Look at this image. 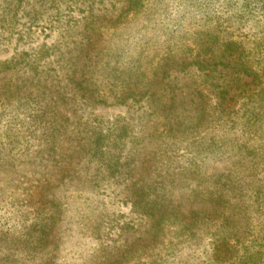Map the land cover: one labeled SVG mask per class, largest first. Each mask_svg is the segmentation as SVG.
Instances as JSON below:
<instances>
[{
  "label": "trees",
  "instance_id": "16d2710c",
  "mask_svg": "<svg viewBox=\"0 0 264 264\" xmlns=\"http://www.w3.org/2000/svg\"><path fill=\"white\" fill-rule=\"evenodd\" d=\"M57 1L51 2L55 8L62 4ZM101 1L66 2L81 6L82 16H67L71 40L65 49L43 45L34 55L22 52L0 62V78L9 77L0 107L14 112L8 121L6 110L0 112V174L21 172L31 181L16 191L34 199L37 239L62 217V192L121 187L149 223L143 232L112 224L106 236L96 227L100 240L117 235L103 240L107 264H161L165 249L187 256L163 264H264V26L255 40L198 36L194 46L181 54L166 50L151 65L141 46L133 52L135 63L119 69L99 39L113 25L104 19L116 23L122 14L109 18ZM122 1L125 18L147 11L145 0ZM243 3L246 11L256 5L264 16V0ZM174 67L197 71L189 93L167 80ZM214 71L221 82L213 89ZM180 92L192 97L194 115L180 112ZM82 99L145 100L152 110L138 132L123 117L92 125L68 109ZM19 113L25 118L18 119ZM21 241L30 252V239Z\"/></svg>",
  "mask_w": 264,
  "mask_h": 264
},
{
  "label": "rangeland",
  "instance_id": "374dc122",
  "mask_svg": "<svg viewBox=\"0 0 264 264\" xmlns=\"http://www.w3.org/2000/svg\"><path fill=\"white\" fill-rule=\"evenodd\" d=\"M52 1L0 0V62L10 60L22 52L34 55L43 45L55 44L65 49L64 45L70 44L71 38L64 29L65 20L70 15L74 16L72 19L82 16L78 12L82 7L74 4L69 8L66 7L69 0H58L57 2L62 4L55 8ZM145 2L147 11L139 16H134L131 12L126 18L122 0H102V4L98 5L107 10L109 18H117L122 14L116 23L110 22L108 18L104 19L105 24L113 25L107 26L109 29H102L104 34L99 39V44L104 46L106 51H111L112 66L117 65V68L123 69L122 66L135 63L133 52L141 46L145 47L148 55L144 62L151 65L161 59L166 50L175 49L173 52L181 54V49L192 46L198 36L217 33L222 38L239 39L249 35L251 40H255L260 36V30L264 26V16L255 8L256 5L246 11L244 0H145ZM131 15L130 22L128 19ZM56 19L63 20L56 23L54 21ZM182 36H185V39ZM178 48L180 49L177 50ZM168 69L170 74L167 80L170 79L184 87L182 93H189L193 82L198 79L197 71L191 67ZM213 74L211 82L214 89L219 86L221 75L217 71ZM245 79L251 81L250 77ZM8 80L9 77L0 78V91L4 89ZM253 87L256 88L254 82L248 85L251 90ZM182 93L179 95L180 112L194 115L195 106L190 102L192 97ZM212 102H215L213 94ZM68 109L73 112L72 116L78 114L82 117L81 122L86 121L92 125L101 120L127 118L137 132L145 127L146 117L152 110L151 105L145 100L139 102L129 100L126 104L115 102L96 104L83 99L69 103ZM2 110H6L4 120H11L14 115L13 109L1 106L0 112ZM17 116L18 119L25 118L23 113ZM0 164L2 170L4 165L1 162ZM29 183L31 181L21 172L17 176L0 174V264H107L105 260L108 255L104 251L107 243L103 240L109 243L113 238H117V235L113 236L111 241L107 238L100 240L96 237V227L106 236L112 224L116 226L129 224L142 232L148 226L149 219L142 217L132 208L121 187L105 186L83 191L71 188L60 194L62 217L58 218V224L53 226L47 236L37 239L38 232H33L38 228L34 226L37 218L33 212L34 199H30L24 192L16 191L18 184L27 186ZM52 198L49 196L45 201ZM31 231L33 236L30 235ZM133 235L129 233L127 236ZM22 239H30L32 246L30 252L20 248L23 244ZM43 240L45 241L41 245L39 242ZM181 256H187V253H183L182 250L165 249L161 264L166 263L167 259Z\"/></svg>",
  "mask_w": 264,
  "mask_h": 264
}]
</instances>
